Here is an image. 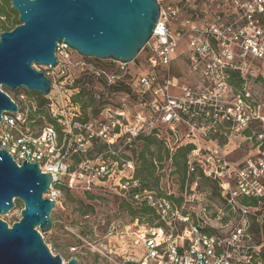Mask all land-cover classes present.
Listing matches in <instances>:
<instances>
[{"label":"built area","instance_id":"2783aa9c","mask_svg":"<svg viewBox=\"0 0 264 264\" xmlns=\"http://www.w3.org/2000/svg\"><path fill=\"white\" fill-rule=\"evenodd\" d=\"M156 2L159 19L141 51L146 53V69L128 77L123 64L119 71L100 72L106 88L114 92L120 86L127 89L133 112L125 99L116 106L105 101L98 117L83 122L80 103L72 102L73 94L63 96V83L50 80L46 111L55 124L32 132L28 109L10 98L18 112L1 115L0 150H6L18 166L27 160L37 163L42 173H50L49 199L55 200L60 193L53 190L55 184L81 192L113 186L122 197L133 192L135 204L154 210V225H139L137 219L129 225L109 224L103 236L107 245L99 251L105 258V253L115 255L110 244L120 241L141 250V256L134 260L139 264H253L259 250L251 244L249 216L255 209L242 205L240 199L264 197V152L232 162L226 145L218 139L226 137L221 129L238 134L257 117L239 96L229 99L228 78L238 70L235 58L239 54L264 59V0ZM195 4L214 8L213 22L202 20L197 28L192 19L183 18V12ZM236 49H240L239 54ZM69 51L66 44H57V66L48 68L57 70V77L66 74ZM179 56L185 59L187 74L199 77L197 86L185 84L174 74L172 64ZM73 91L77 93L78 88ZM19 99L24 102L25 96ZM30 104L35 111L36 106ZM64 106L72 110L70 118ZM152 129L158 130L170 153L186 143L194 146L187 155L184 180L177 193L169 186L164 193H160L162 187L159 191L141 190L134 178V163L123 159L117 149L120 142H130ZM94 140L106 146L112 159L75 163L72 156H86ZM200 177L216 185L225 213L217 210L211 214L207 194L199 189ZM77 249L70 251L78 254Z\"/></svg>","mask_w":264,"mask_h":264},{"label":"water","instance_id":"95a60500","mask_svg":"<svg viewBox=\"0 0 264 264\" xmlns=\"http://www.w3.org/2000/svg\"><path fill=\"white\" fill-rule=\"evenodd\" d=\"M18 15V25L0 33V120L17 105L2 88L24 89L46 97L51 82L33 65L55 68L62 42L84 58L132 63L150 40L159 19L156 0H3ZM50 173L24 160L19 166L0 150V216L22 203L20 219L8 226L0 219V264H62L40 234L52 228L56 201L43 196ZM38 228V230H36ZM65 264H78L76 258ZM123 264H139L125 260Z\"/></svg>","mask_w":264,"mask_h":264},{"label":"rangeland","instance_id":"374dc122","mask_svg":"<svg viewBox=\"0 0 264 264\" xmlns=\"http://www.w3.org/2000/svg\"><path fill=\"white\" fill-rule=\"evenodd\" d=\"M201 7L202 5L195 4L193 9H186L183 12V18L192 19L196 22L197 28L201 27L202 20L213 22L216 15L214 8L204 9ZM5 21V17L0 16V33L3 32L1 23ZM235 52L239 54L240 49H236ZM68 55L70 64L66 66L65 76L57 77V70L53 71L44 66L33 65L32 68L38 72H43L54 84L61 81L63 83V96L75 94L74 88H78L83 82L94 99L92 108L85 110L88 119L98 117L101 112L102 103L105 101L116 106L122 99H125L127 108L131 112L134 111V103L127 96V89L120 86L117 88L118 92H114V90L106 88L103 82V75L100 73L119 71L120 63L109 60L102 61L96 58H84L72 50L68 52ZM239 55L235 58L238 70L233 72V75H230L228 78V85L230 87L229 99L239 96L243 104L249 105L257 117L255 120L249 122L245 129L239 130L238 134H231L229 131L223 129L220 130L226 137L220 136L218 142L223 141L227 144L231 136H238L236 140H231L232 145L237 147V150L229 155V159L232 162H240L249 156L255 157L258 151L264 152V59L252 58L249 55ZM145 56V51L141 52L132 63L123 67L127 72V77L130 76L129 74L134 75L146 69ZM172 68L174 74L180 77L185 84L193 87L198 85L199 77L187 74V66L183 56L176 58L172 64ZM230 82L233 85H230ZM4 89L2 88L3 91ZM6 93L20 107L28 109V117L30 116L29 111L33 113L28 123L32 132H36L40 127L49 124V117L46 111L49 101H47V104L42 109V113L37 114L34 113L36 111L31 109L30 104L32 102L37 107L38 97L34 95L36 93H31L33 95L28 96V92L24 89L16 91L7 90ZM20 95L25 96L24 102L19 99ZM43 98L47 100V97ZM63 111L70 118L72 110L64 106ZM95 111H99V113L94 114L93 112ZM138 145L139 143L136 141H123L118 144L117 149L120 151L121 157L124 154L130 160L135 161L136 156L131 151L135 150L137 152ZM65 146H67V142H65ZM102 146L103 144L100 142L91 144L88 153L81 159L93 160L99 157L112 159L106 154V149L101 148ZM135 164L137 166V163ZM171 170L173 169L169 167L168 162L163 163V169L157 172L160 175L159 185L157 188L152 187L151 190H159V187H162L163 192H167V187L169 186L171 191L179 192L183 176L181 174H171ZM199 186L200 191L207 194L211 214L213 215L217 210L225 213V204L219 197L216 185L199 179ZM43 197L50 198L51 193H47ZM89 197H92V199H89ZM55 201L56 207L51 213L52 228L48 233L40 235L49 251L54 255H58L64 262L75 257L78 264H121L128 258L137 260L141 256L142 252L137 246L131 245L129 242L120 241L110 244L115 255L105 253L107 259L99 253L107 245L103 236L109 224L115 223L121 226L132 224L135 221V218L130 217L123 206V202L126 200L118 194L115 187H106L105 191L91 192L89 195L81 191L67 192L63 190L55 197ZM13 202L15 204L14 209L0 216V219L9 226L20 219V212L23 208L20 201L13 200ZM82 213L86 215H81ZM146 218L142 220L137 219L138 224L146 225ZM155 223L156 220L154 219L151 225ZM249 234L251 244L258 247L259 250L258 257L254 258L253 264H264V259L259 256L260 251L264 250V207H259L250 212ZM73 247L78 248V254L71 253L70 249Z\"/></svg>","mask_w":264,"mask_h":264},{"label":"trees","instance_id":"16d2710c","mask_svg":"<svg viewBox=\"0 0 264 264\" xmlns=\"http://www.w3.org/2000/svg\"><path fill=\"white\" fill-rule=\"evenodd\" d=\"M0 16L5 17L6 19L5 22L1 23L2 31H9L13 29L16 25H18L17 13L12 11L10 4L3 0H0ZM231 75H233V73ZM230 85H233L232 82H230ZM4 92L6 93L7 90L4 89ZM27 95L31 96L33 94L27 93ZM34 95L38 97V104L35 110L36 112L34 113L41 114L42 109L47 104L48 99L46 100L45 98L41 97L39 94H34ZM71 99L72 102L74 103H80V109L82 111V121L83 122L88 121V116L86 115L85 110L87 108H92L94 99L92 97V94L84 86L83 82L78 87V92L73 94ZM93 113L96 114L99 113V111L97 112L95 111ZM32 115L33 113L30 112L28 121L31 120ZM49 123L55 124V122L50 119H49ZM130 141H136L139 143L137 147L138 151L137 152L135 150L131 151L133 155L136 156L135 161L130 160V158L124 154L122 155V157L123 159L130 160L134 163V172H133L134 178L139 181L141 190L143 189L151 190L152 187H156V188L158 187L160 181V175L157 172L163 169V163L165 162H168L169 167L173 169L170 172L171 174H181L184 180L187 155L194 149V146L191 143L183 144L177 147L172 153H170L168 148L164 144V139L158 136L157 129H152L149 132L141 133L136 137L132 138ZM96 142L98 141L94 140L92 141V144ZM219 143L221 145L225 144L223 141H220ZM101 148L106 149V146L103 144ZM71 159L75 163H79L81 161V158H79L78 156H72ZM135 163H137V166ZM200 179L206 183L209 182L212 183L211 181L203 177H200ZM53 190H57L59 192L66 190L67 192H70L62 184H55L53 186ZM96 191H105V189L93 188L90 191H84L82 193L89 195V193ZM157 191L159 190L157 189ZM132 193L133 192H131V194L128 195L126 198L123 197L126 200L125 202H123V206L125 207L127 213L129 214L130 217L139 220H142L143 218L147 217L146 223L151 225L152 220L157 219L154 210L143 204H135L134 200L131 199V196L133 195ZM160 193H164V192L160 191ZM89 199H92V197H89ZM240 203L252 209H258L259 207L262 208L264 207V197L263 198L243 197L240 199ZM81 215H86V214L82 213ZM263 251L264 250L260 251V255H259L262 257V259H264ZM130 256L132 255L130 254Z\"/></svg>","mask_w":264,"mask_h":264},{"label":"crops","instance_id":"0c3cea01","mask_svg":"<svg viewBox=\"0 0 264 264\" xmlns=\"http://www.w3.org/2000/svg\"><path fill=\"white\" fill-rule=\"evenodd\" d=\"M237 137L238 136H234V137L231 136L230 139H229V141H228V143L225 144L226 145L227 152H228L229 155L232 154V153H234L237 150V147L233 146L232 145V142H231L232 139L233 140H236Z\"/></svg>","mask_w":264,"mask_h":264},{"label":"bare ground","instance_id":"6f19581e","mask_svg":"<svg viewBox=\"0 0 264 264\" xmlns=\"http://www.w3.org/2000/svg\"><path fill=\"white\" fill-rule=\"evenodd\" d=\"M36 230H38V228L36 229ZM38 232H39V230H38ZM40 233V232H39ZM66 263V262H65ZM64 262H63V260H62V264H65Z\"/></svg>","mask_w":264,"mask_h":264}]
</instances>
